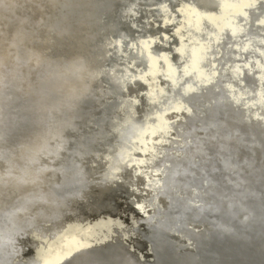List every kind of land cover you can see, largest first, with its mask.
<instances>
[{
    "label": "water",
    "instance_id": "obj_1",
    "mask_svg": "<svg viewBox=\"0 0 264 264\" xmlns=\"http://www.w3.org/2000/svg\"><path fill=\"white\" fill-rule=\"evenodd\" d=\"M119 3L121 28L100 38L108 61L94 71L102 85L114 82L105 136L88 150L76 138L62 160L72 171L80 167L74 152L97 156L101 165H86L85 178L111 187L97 207L94 198L79 201L52 225L12 231L0 240V260L75 264L115 247L129 264H156L140 255L151 254L149 241L176 264H264V182L241 177L247 158L264 162V0ZM130 195L149 206V218L117 200ZM122 207L145 220L98 218Z\"/></svg>",
    "mask_w": 264,
    "mask_h": 264
},
{
    "label": "bare ground",
    "instance_id": "obj_2",
    "mask_svg": "<svg viewBox=\"0 0 264 264\" xmlns=\"http://www.w3.org/2000/svg\"><path fill=\"white\" fill-rule=\"evenodd\" d=\"M121 1L4 0L0 5V156L3 157L0 159V240L14 230L38 229L56 223L65 215H73L79 201L87 203L94 198L97 207L110 189L111 184L85 178L86 165H101L97 156L85 154L84 150L74 152L80 159V167L72 171L65 169L62 160L72 156L68 145L75 143L76 138L86 143L88 150L90 141L92 147L97 137L105 136L114 82L106 76L102 85L103 79L94 71L101 62L108 61L98 43L100 38L121 28L117 13ZM198 1L212 6L211 0ZM179 6L191 7L188 3ZM162 34L168 39L167 33ZM149 38L154 41L157 37ZM141 73L137 76L145 77ZM137 92L133 94L139 95L140 91ZM229 147L231 152L236 151L231 144ZM62 152H67L65 157ZM145 159L142 156L132 162L143 163ZM57 162H60L58 167ZM243 165L242 178L264 182V162L247 158ZM143 170L138 167L136 171L148 178ZM133 189L146 193L137 185ZM117 200L123 207L132 203L145 217L151 216L149 206L134 195L127 199L118 196ZM157 202L161 209L165 207L163 199ZM123 207L116 217L102 213L98 218H115L125 224L122 217L127 216L135 226L145 220ZM189 247L195 246L189 244ZM145 250L151 254L145 257L140 251L142 258L156 264H176L174 257L163 258L160 249L149 241ZM6 251L0 242V258ZM0 264H7L6 259L0 260ZM75 264L129 263L119 250L110 247L84 256Z\"/></svg>",
    "mask_w": 264,
    "mask_h": 264
},
{
    "label": "snow or ice",
    "instance_id": "obj_3",
    "mask_svg": "<svg viewBox=\"0 0 264 264\" xmlns=\"http://www.w3.org/2000/svg\"><path fill=\"white\" fill-rule=\"evenodd\" d=\"M3 2H4V0H0V5H2L3 4ZM12 5L9 3V7H11ZM3 157L2 156H0V159H2ZM10 163V162H9ZM9 242H10V240H9Z\"/></svg>",
    "mask_w": 264,
    "mask_h": 264
}]
</instances>
